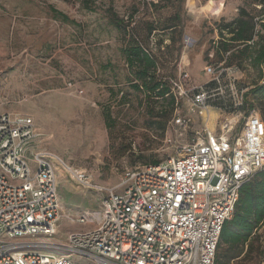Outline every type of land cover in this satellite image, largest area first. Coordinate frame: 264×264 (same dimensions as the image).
Returning <instances> with one entry per match:
<instances>
[{"label": "rangeland", "instance_id": "obj_1", "mask_svg": "<svg viewBox=\"0 0 264 264\" xmlns=\"http://www.w3.org/2000/svg\"><path fill=\"white\" fill-rule=\"evenodd\" d=\"M150 2L157 4L155 0H0V114L31 118L37 149L53 152L103 189H117L127 170L178 153L180 140L172 126L177 113L191 115L194 130L201 126V119L186 104H179L165 122L166 104L132 89L121 53L122 35L111 25L109 12L157 27L146 44L158 59V79L177 75L183 56L184 70L198 87L212 78L205 68L218 65L210 50L218 25L232 21L240 9L264 17L258 0H183L156 8L148 6ZM175 14L181 18L179 26L161 31L171 26L167 20ZM219 83L214 97L230 100L235 110L243 102L250 103L264 119V94L254 93L264 88L259 70L245 62L238 70L224 73ZM209 110L213 111L209 127L214 131L227 115L252 112L227 113L212 105ZM58 181L60 231L48 238L52 245L36 250L65 255L53 245L65 243L67 233L89 228L71 224L67 218L96 211L103 194L77 187L61 168ZM73 261L91 264L76 257ZM229 264H264L260 227L240 258Z\"/></svg>", "mask_w": 264, "mask_h": 264}, {"label": "built area", "instance_id": "obj_2", "mask_svg": "<svg viewBox=\"0 0 264 264\" xmlns=\"http://www.w3.org/2000/svg\"><path fill=\"white\" fill-rule=\"evenodd\" d=\"M185 66L182 56L171 92L178 105L186 104L201 119L200 129H193L191 115L177 113L172 126L180 140L178 153L127 170L117 189L94 186L85 172L37 149L31 118L0 114V264H76L73 257L91 264L215 263L240 188L264 170V123L252 111L227 115L217 131L210 129L207 111L219 88L205 87L219 86L231 69L206 67L212 78L198 87ZM58 168L77 187L103 194L99 212L67 218L71 224L94 226L53 245L65 255L36 250L42 239L57 234L62 218Z\"/></svg>", "mask_w": 264, "mask_h": 264}, {"label": "trees", "instance_id": "obj_3", "mask_svg": "<svg viewBox=\"0 0 264 264\" xmlns=\"http://www.w3.org/2000/svg\"><path fill=\"white\" fill-rule=\"evenodd\" d=\"M155 1L157 4L150 2L148 6L156 8L158 4L165 6L175 2L181 3L183 0ZM258 5L264 6V0H258ZM63 17L67 20L65 16ZM109 20L122 35L121 53L130 72L132 89L142 92L148 99L165 103L164 113L167 114L165 122H168L169 116L178 108L170 87V81L175 78L176 73L169 77L157 78L158 59L149 51L146 44L147 38L157 31V27L148 22L135 23L132 20L121 19L112 11L109 12ZM167 22L171 23V26L161 31L175 29L179 26L181 18L175 14ZM217 34V40H212L210 43L215 63L222 64L224 69L236 70L243 63H249L250 66L259 70L264 81V74H262L264 72V17L257 18L247 10L240 9L237 17L232 21L218 25ZM205 61L209 62L208 56ZM205 88L215 90L219 86L216 83H210ZM257 91L264 94L262 86L255 89L254 93ZM210 103L214 108L222 109L227 113L236 110L249 112L254 108L250 103L243 102L235 110L230 100H221L219 95L212 98ZM261 120L264 123V119L261 118ZM158 163L153 162L148 165ZM259 227L264 233V170L255 174L240 188L233 214L222 228L214 264H229L230 261L239 259Z\"/></svg>", "mask_w": 264, "mask_h": 264}, {"label": "crops", "instance_id": "obj_4", "mask_svg": "<svg viewBox=\"0 0 264 264\" xmlns=\"http://www.w3.org/2000/svg\"><path fill=\"white\" fill-rule=\"evenodd\" d=\"M61 182V181H60ZM58 189H59V186H58ZM100 201V200H99ZM100 211V203L98 202V209L96 210V211H94V212H99ZM89 225V228H87V229H85V230H89V229H91V228H93V226L94 225H91V224H88ZM79 226H81V225H79ZM85 226V225H84ZM60 222H59V227H58V230L60 231ZM81 231H84V230H81ZM73 232H80V230L78 231H73ZM70 233H72V232H70ZM70 233H67L66 234V236L68 235V234H70ZM59 242H61V241H59Z\"/></svg>", "mask_w": 264, "mask_h": 264}, {"label": "bare ground", "instance_id": "obj_5", "mask_svg": "<svg viewBox=\"0 0 264 264\" xmlns=\"http://www.w3.org/2000/svg\"><path fill=\"white\" fill-rule=\"evenodd\" d=\"M211 112H213V111H210V110H208L207 111V114L209 115V116H211ZM211 121V120H210ZM40 244L42 245L41 247H48V246H50V245H52V243H50L49 242V239H47V240H42L41 242H40Z\"/></svg>", "mask_w": 264, "mask_h": 264}]
</instances>
